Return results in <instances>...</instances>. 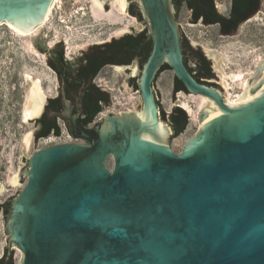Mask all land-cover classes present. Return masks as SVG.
Instances as JSON below:
<instances>
[{"label":"water","instance_id":"95a60500","mask_svg":"<svg viewBox=\"0 0 264 264\" xmlns=\"http://www.w3.org/2000/svg\"><path fill=\"white\" fill-rule=\"evenodd\" d=\"M228 1L213 0L216 11L225 14ZM135 2L145 24L106 42L68 47L59 41L47 50L44 28L31 38L45 62L58 45L65 61L74 63L94 45L142 30L152 46L143 65L114 66L138 81L142 110L107 114L95 127L79 126L76 136L74 117L64 108L59 117L70 136L85 144L52 145L28 159L19 173L24 187L5 201L3 254L18 249L19 264H264V59L240 97L253 98L227 105L220 90L198 82L184 65L171 0ZM50 3L0 0V23L27 32ZM163 64L186 93L208 99L197 115L198 133L179 154L169 147L171 129L159 122L153 91ZM23 79L21 120L34 121L22 138L28 142L35 139L46 96L39 80Z\"/></svg>","mask_w":264,"mask_h":264},{"label":"rangeland","instance_id":"374dc122","mask_svg":"<svg viewBox=\"0 0 264 264\" xmlns=\"http://www.w3.org/2000/svg\"><path fill=\"white\" fill-rule=\"evenodd\" d=\"M112 1L106 0L101 11L95 8L98 18L94 20L90 14L92 9L90 0H56L49 21L43 27H36L33 36L44 28L42 43L48 50L59 41L68 47L103 43L128 26L145 24L143 19H138L128 11L129 5L136 3L135 0H126V12L121 16L112 10ZM189 19L190 11L185 6L180 7L176 21L181 39H186L189 46L201 49L209 60L213 73L210 79L204 81L209 82V85L220 90L221 93L225 90L219 75L220 71L208 55V50L214 51L222 59L221 72L227 74L243 72L247 80L255 72L258 63L264 59V0H260L259 10L250 20L242 23L239 32L234 36L220 35L217 25H201L200 21L195 24L187 23ZM31 38L32 36H15L6 26L0 25V202H5L22 190L26 177H21L20 171L33 154L46 148L42 144V138L31 139L30 146L26 150L22 145L23 134L29 132L34 126V121L23 123L21 120L24 99L23 75L29 74L33 78H38L42 89L46 91V97L57 93L58 83L55 74L47 66L44 57L39 59L29 56L23 48L28 43L32 44ZM33 47L38 55H42L34 45ZM188 66L193 68L194 64L189 61ZM116 68L105 66L93 80L98 88H106L110 100V106L102 109L96 122L107 114L116 115L141 110L142 102L137 90L138 81ZM173 78L174 74L170 69L157 73L153 91L159 108L160 120L171 129L169 147L175 154H179L185 143L198 133L199 127L196 122L190 120L188 112L191 109L195 110L196 101L190 100L188 98L190 94L186 92L174 93L172 91ZM131 80L134 85L131 84ZM239 92L240 83L231 84L230 93L235 95ZM174 107L185 109L188 123L182 133L172 137L169 121L163 120L160 113L164 112L168 116ZM57 123L60 129L59 134L65 141L62 144H85L70 136L61 118L57 120ZM66 134L70 136V139H67ZM105 165L111 170L113 160L109 158ZM15 174L18 182L13 185L10 178ZM6 236L3 213H0V258L6 246ZM20 257L21 252L12 247L14 264H19Z\"/></svg>","mask_w":264,"mask_h":264},{"label":"trees","instance_id":"16d2710c","mask_svg":"<svg viewBox=\"0 0 264 264\" xmlns=\"http://www.w3.org/2000/svg\"><path fill=\"white\" fill-rule=\"evenodd\" d=\"M176 3L180 5L179 2ZM186 4L185 7L187 9L192 8L195 20H200L201 16L211 17L216 20L215 22H219V31L224 35H228L236 30L242 20L254 15L259 10L260 0H232L231 12L227 18L217 15L213 0H188ZM244 10L246 11L243 12ZM128 11L138 19H142L136 3L130 4ZM203 24L206 25V23ZM151 46L152 42L147 31L142 30L135 35H125L118 40H111L102 45H94L88 52L82 53L74 63L64 61L61 50L57 52V56L60 58L63 64V72L67 74L66 76H69L68 78L72 75L71 78L77 77L79 80H86L95 77L105 65H128L133 60H138L143 65L150 54ZM182 50L184 65L198 82L204 83V80L210 79L213 76L210 62L200 48L189 46L187 40L182 38ZM189 61L194 64L193 68L188 66ZM47 63L54 70L50 62L48 61ZM165 69L170 68L166 64H163L158 73ZM57 74L59 75V73ZM78 84L76 83V85ZM172 91L174 93L180 91L186 92L183 84L175 77L173 78ZM87 96H93L95 100H101L99 105L95 104L89 118H87L86 122H90L92 116L108 104L109 97L107 93L99 91L95 87L90 89ZM160 116L163 120L167 119L169 121L172 128V137L182 133L188 123L185 111L179 107H174L168 116L164 112H161ZM44 117L40 116L35 120V123L38 125L39 121ZM59 133V127L54 122H48L44 130L36 131L35 139L45 138L51 134L57 136ZM8 208L9 202H0V213L5 215L8 212ZM0 264H14L12 256L4 253L0 258Z\"/></svg>","mask_w":264,"mask_h":264},{"label":"flooded vegetation","instance_id":"af4514ba","mask_svg":"<svg viewBox=\"0 0 264 264\" xmlns=\"http://www.w3.org/2000/svg\"><path fill=\"white\" fill-rule=\"evenodd\" d=\"M187 1L188 0H171V5L175 7L176 11H178L180 7L187 5L186 4ZM176 2H179L180 5H177ZM231 7H232V0H229L224 9V11L226 12L225 14H222L220 11H216L215 6L214 9L217 15L227 18L230 15ZM188 10L190 11V21L192 23H197L200 21L201 23H206V25H217L219 27V22H215L216 21L215 19L208 16H201L200 20L198 19L195 20L193 16L192 8ZM245 11L246 10H244L243 12ZM252 16H248L247 18L242 20V22H240L239 25H241L245 21L250 20ZM60 50L62 51V46L58 45L57 49H52V52H50L46 57V63L49 61L52 67H54V70L51 67L50 68L55 74L58 86H57L56 95L51 97H46L44 108L40 115L45 117L41 121H39V124L37 125V130H44L48 122H54L58 126L57 120H59L60 118L59 115H62L64 108L67 107L69 114L71 115V118L74 117V122H73L74 126L72 133L75 134L76 136H79L81 135V130L79 126L95 127L98 124L96 122V119L101 114L103 109L102 108L99 112L94 114L90 122H86L95 104L99 105L101 103V100H95L93 96L92 97L87 96L88 93L90 92V89H92L93 87L98 88L92 82L96 76L86 80H79L77 77L71 78L72 75H70V78H68L69 76H66L67 74H64L63 72L64 71L63 64L61 63L60 58L57 56V52H59ZM63 60L65 61L64 58ZM105 66L113 67L115 65H105ZM105 66H103L102 68H104ZM57 73H59V75ZM76 83L79 84L76 85ZM131 84L134 85L133 81H131ZM98 90L101 91L99 88ZM137 90H138V86H137ZM62 121L65 120L62 119Z\"/></svg>","mask_w":264,"mask_h":264},{"label":"bare ground","instance_id":"6f19581e","mask_svg":"<svg viewBox=\"0 0 264 264\" xmlns=\"http://www.w3.org/2000/svg\"><path fill=\"white\" fill-rule=\"evenodd\" d=\"M55 2L56 0H51V3L50 5L48 6L41 22L39 24H37L35 27H33L32 29L28 30L27 32H21L20 30H18L16 27L10 25L9 23H0V25H4L6 26L11 32L13 35L15 36H21V37H29V36H32L33 37V34L35 32V28L36 27H43L44 25L47 24V22L49 21L50 19V16H51V13L54 9V6H55ZM106 0H90V4H91V17L92 19L94 20H97L98 18V14L96 13L95 11V8H98L100 11L104 8V4ZM111 7H112V10L118 15V16H121V15H124L125 12H126V0H113L111 2ZM75 13V12H74ZM83 16V15H82ZM131 24V23H130ZM134 25V24H133ZM124 30V29H122ZM121 30V31H122ZM37 34V33H36ZM35 34V35H36ZM71 47V45H70ZM24 50L26 51V53L29 55V56H33L35 58H39L41 59L42 57H44L43 55H38L36 53V51L34 50V47L32 44L28 43L26 46L23 47ZM208 55L210 56V58H212L215 62V65L218 66V70L220 71V78L222 80V86H223V89L225 90V92L221 93L222 95V98L225 100L226 104L227 105H238V104H242V103H245L247 101H250L252 98H253V95H247L243 100L240 99L241 95H242V92L243 90L245 89L246 87V83H247V79L246 77L244 76L245 73L243 72H237V73H230V74H227V73H223L221 72L220 70V66L222 65V59L220 57H218L216 55V53L212 50H208L207 51ZM223 58V57H222ZM38 59V60H39ZM263 60V59H262ZM261 60V61H262ZM119 70V68H116ZM25 75H28L30 76L29 74H25ZM31 77V76H30ZM37 80H39L38 78H35ZM39 83H40V89H41V92L44 96H46V91H44L41 87V82L39 80ZM240 83V92L235 94V95H232L230 93V89H231V84H238ZM188 98L190 100H194L196 101V107H195V110H189V117H190V120L191 121H194L198 124V127L200 128L199 126V123H198V120H197V115L198 113L200 112V110L207 104L208 102V99L206 97H201V96H195V95H189ZM142 110V108H141ZM185 110V109H184ZM23 111V105H22V110L21 112ZM187 112V111H186ZM22 118V116H21ZM162 125L163 123L161 121H159ZM28 133V132H27ZM26 134V133H25ZM24 136V134H23ZM22 136V138H23ZM30 143H31V140L28 141V142H23L22 141V145H23V148L26 150L29 148L30 146ZM187 143V142H186ZM185 143V144H186ZM10 182L15 185L18 181H17V175L15 174L14 176H12L10 178ZM19 262V261H18Z\"/></svg>","mask_w":264,"mask_h":264},{"label":"built area","instance_id":"2783aa9c","mask_svg":"<svg viewBox=\"0 0 264 264\" xmlns=\"http://www.w3.org/2000/svg\"><path fill=\"white\" fill-rule=\"evenodd\" d=\"M66 137L67 139H70V136L68 134H66ZM51 138H53L52 141H51ZM41 140L43 141L42 144H44L46 147L56 145V144H62L65 142L62 140L61 134H59L58 136L51 134L48 137L42 138Z\"/></svg>","mask_w":264,"mask_h":264}]
</instances>
